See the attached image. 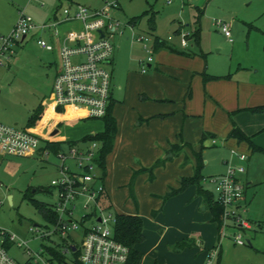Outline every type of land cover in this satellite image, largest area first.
Returning a JSON list of instances; mask_svg holds the SVG:
<instances>
[{
    "label": "crops",
    "instance_id": "0c3cea01",
    "mask_svg": "<svg viewBox=\"0 0 264 264\" xmlns=\"http://www.w3.org/2000/svg\"><path fill=\"white\" fill-rule=\"evenodd\" d=\"M67 1L66 6L77 4L73 0ZM39 4L42 6L43 2ZM62 7L60 3L54 6V10L39 23L52 20ZM19 10L22 9H17V13ZM17 17L15 14L11 17L12 27ZM78 26L77 23L61 24L57 35L53 32V26L45 30L36 28L32 32L39 33L38 38L54 45L51 51L57 53L60 61L59 46L64 34ZM178 31L175 34L177 36ZM113 36V51L105 68L111 74L108 103L116 120L117 131L113 148L105 159L106 175L103 181L100 178L106 204L115 213L139 215L142 218L144 238L135 246L141 253L138 264H143L146 257H151L153 264H176L173 258L181 264H203L208 254L210 263V258L218 256L220 251H216L217 246L214 251L209 249L211 246L207 238L211 240L216 233L219 242L222 223L218 225L211 220L212 214L203 197L195 193V185H189L166 200H163V196L170 188L179 186L181 177L192 175L193 152L200 150L201 146L204 147L202 153L207 146H215L211 138L229 140L234 144L232 148L246 154V170L238 175L244 195L243 182L247 181L248 164L254 155L255 158L258 153L264 155V108L251 111L252 108L264 106V85L234 83L210 73L215 79L204 81L203 58L190 48L181 46L180 41L174 40L173 36L162 39L155 34L152 60L147 62V53L138 59L137 65L135 59L127 61L123 55L126 45L122 40L115 45ZM156 38L191 54L155 48ZM53 79L50 81L49 93L43 96L39 104L42 108L39 122L29 127L25 124V128L41 139L37 151L28 156L47 155L49 152L43 154L46 142L75 141L68 129L76 128L71 125L80 124L87 118L82 107L56 106L51 92ZM206 109L210 120L202 123L207 117ZM232 126L239 127L259 149L252 151L246 142L227 137ZM103 128L104 123L89 134L100 132ZM204 132L214 137L203 139ZM261 136L263 139H260ZM225 160L222 161L224 169ZM234 162H237V158ZM155 163L153 178L149 177L148 171H140L136 175L132 197L128 184L133 170L149 168ZM56 171L55 178L59 175L58 165ZM114 171L120 176L113 177L110 172ZM123 196L126 198L122 199ZM242 198L239 201L241 205L244 204ZM181 242L183 244L179 246ZM157 249L161 253L155 251ZM160 254L163 262L159 260Z\"/></svg>",
    "mask_w": 264,
    "mask_h": 264
},
{
    "label": "rangeland",
    "instance_id": "374dc122",
    "mask_svg": "<svg viewBox=\"0 0 264 264\" xmlns=\"http://www.w3.org/2000/svg\"><path fill=\"white\" fill-rule=\"evenodd\" d=\"M41 1L42 6L39 4ZM112 1L118 2V8L111 9V16L120 22L112 40L115 45L120 40L124 42L123 55L127 61L135 59L139 65L138 59L147 54L144 42L136 39L138 35L148 36L146 43L151 46L155 34L162 39L173 36L174 40L180 41L175 34L177 30H182L189 37L185 48L203 58L207 74L244 85H264V0H172L169 5L164 0H73L92 8H102ZM59 3L64 7L68 1L0 0V32L7 34L11 31V17L18 15L17 9L24 10L38 25ZM197 9L201 11L198 21ZM216 20L229 24L231 40L215 25ZM198 25L200 30L196 38L194 30ZM38 37L39 33L31 32L22 45L15 46L10 64L0 66V121L12 125L16 123L19 128H25L26 120L39 106L43 96L49 93L50 81L60 69L57 53L42 49L37 44ZM206 116L202 123L210 120L207 109ZM102 125L101 118H85L84 122L71 125L76 128H69L68 131L75 142L85 146L91 141L81 139ZM216 141L215 146H207L202 153L204 179L201 180L202 188L215 198L217 192L211 178L223 172V160L236 159L232 154L235 150L233 142L224 138H217ZM61 144L66 150L68 142ZM258 154L248 164L247 181L251 182H243L244 210H240L251 228L222 227L219 242L216 233L211 240L207 238L211 246L209 249L214 251L217 246L216 251L220 252L210 258V263L208 254L203 264H264V155ZM58 164L59 159L52 151L41 156H0V227L15 235V242H7L5 247L10 257L19 264H30L28 252L34 255L45 246L62 244L59 235L53 231L52 222L35 204L41 202L52 207L56 203L57 190L50 182L57 175ZM110 174L116 178L120 176L117 171ZM75 203L73 218L79 222L81 216L91 212V209H84L81 199ZM81 232L80 226L69 234L70 240L78 246ZM236 232L242 234L244 244L234 243L232 235ZM173 250L176 252V249ZM155 251L161 253L160 249ZM66 257L71 259L72 254L68 253ZM159 260L163 262L161 254ZM172 261L181 264L175 258ZM143 264H153L151 257H146Z\"/></svg>",
    "mask_w": 264,
    "mask_h": 264
},
{
    "label": "built area",
    "instance_id": "2783aa9c",
    "mask_svg": "<svg viewBox=\"0 0 264 264\" xmlns=\"http://www.w3.org/2000/svg\"><path fill=\"white\" fill-rule=\"evenodd\" d=\"M164 1L168 5L172 3V0ZM112 8H118L117 1L107 2L102 8L78 3L68 5L60 8L59 14H55L52 20L40 25H36L24 10H19L11 31L0 33V66L10 64L15 46L20 45L34 29L45 30L53 26V32L57 35L60 33L59 25L77 23L78 28L73 27L64 34L59 46L60 69L52 82V96L57 107H82L87 118H103L107 112L111 88V74L105 64L113 51L111 37L120 26V22L111 16ZM214 23L231 40L229 24L222 20ZM178 36L180 45L187 46L188 33L180 30ZM136 39L144 42L143 47L148 53L147 62H150L153 47L146 43L149 37L138 35ZM37 44L45 50L51 51L54 48L52 43L43 38H38ZM40 141V137L28 128L0 122L2 155H31L39 148ZM216 142L215 138H211L212 144ZM100 145V141L92 140L85 146L77 143L56 153L59 175L50 182L57 190V201L52 206L56 216L52 224L62 244L45 246L34 255L28 252L30 264H74V260L77 264L127 263L129 249L113 235L116 213L103 200L104 187L95 161ZM47 153L44 150L43 154ZM232 154L237 162L225 160L224 172L210 181L215 183L216 200L222 206V227L250 229V222L241 214L240 210L244 209L239 202L243 196V185L238 175L246 170V154L236 149L232 150ZM79 199L82 207L91 209V212L82 215L78 222L73 218V210ZM80 226L82 236L78 246L70 240L69 234ZM232 240L238 245L245 243L240 232L233 233ZM7 242H15V235L0 227V264H19L8 254L5 247ZM48 247L56 248L64 258H55ZM68 253L72 254L71 259L66 257Z\"/></svg>",
    "mask_w": 264,
    "mask_h": 264
},
{
    "label": "trees",
    "instance_id": "16d2710c",
    "mask_svg": "<svg viewBox=\"0 0 264 264\" xmlns=\"http://www.w3.org/2000/svg\"><path fill=\"white\" fill-rule=\"evenodd\" d=\"M198 10V9H197ZM201 11H197L196 15V21L199 20ZM199 25L195 27L194 30V36L198 38L199 34ZM179 32V31H178ZM177 32V33H178ZM154 47L155 48H167L168 50H171L173 52H178L182 54H187L190 55L191 53L189 51H184L176 46H173L171 44H168L167 42H164L163 40H158L157 38L154 41ZM203 74V80H210V79H215V76H212L210 74H207L206 72H202ZM264 108V106L261 107H255L252 108L251 111H260ZM110 105L108 103L107 106V112L103 118L104 123V128L100 132H96L93 134H86L81 141H92V140H97L100 141V148L98 151V154L95 158L96 164L99 168L100 171V178L103 181L104 177L106 175V166H105V159L108 153L111 152L113 148V142L115 139L116 131H117V125H116V120L115 117L111 114L110 112ZM42 117V108L41 106H37L35 108L31 115L28 117L27 122H26V127L32 126L39 122L40 118ZM207 136L209 137H214L213 134H209L204 132L202 135V138H206ZM227 137H232L235 138L238 142H246L250 149L252 151L259 149L252 141L249 136H247L239 127L237 126H232L231 130L228 132ZM202 139V140H203ZM77 144L75 141H68L67 147ZM204 147L201 146L200 150L193 152V157H194V168H193V173L191 176H183L180 179L179 186L177 188H170L166 194L163 196V200H166L167 198L183 191L186 187L189 185H195L196 191L195 193L197 195H201L204 199V202L207 206V208L210 210L212 217V221H216L218 225L222 223L221 220V214H222V206L218 203L216 198L213 196L211 192L208 190H205L201 186V180L204 179V176L202 175V169H203V157H202V149ZM44 150H47L48 152L52 151L54 153H57L58 151L63 150V146L60 142H46L44 143ZM156 166V163L153 164L149 168H140L139 170H133L130 181H129V190H130V195L133 197V182L136 177V175L140 171H148L149 172V177L153 178V169ZM103 200L106 203V196L105 194L103 195ZM35 204L38 206L39 210L42 212V214L50 220L52 223L55 222V211L51 206H46L44 203L41 202H35ZM116 220L113 225V235L114 238L124 245H126L129 249L128 253V260L126 264H138L141 253L135 248V246L143 241V220L139 215H129V214H123V213H116L115 216ZM183 242L179 244L181 246ZM48 251L54 255L55 258L58 260H61L64 258V255L61 254L56 248L53 247H48ZM77 251L74 253L76 256ZM74 264H77L76 260L73 261Z\"/></svg>",
    "mask_w": 264,
    "mask_h": 264
},
{
    "label": "water",
    "instance_id": "95a60500",
    "mask_svg": "<svg viewBox=\"0 0 264 264\" xmlns=\"http://www.w3.org/2000/svg\"><path fill=\"white\" fill-rule=\"evenodd\" d=\"M56 130H54V132H55ZM53 132V133H54ZM167 155H170V153H168ZM249 242V241H248ZM72 247V250H75V247L74 246H71Z\"/></svg>",
    "mask_w": 264,
    "mask_h": 264
}]
</instances>
